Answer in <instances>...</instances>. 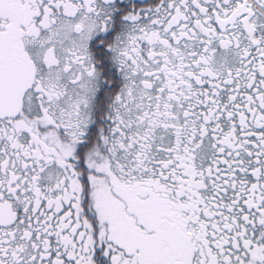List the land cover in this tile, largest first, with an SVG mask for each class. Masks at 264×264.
<instances>
[{"label":"snow or ice","instance_id":"snow-or-ice-1","mask_svg":"<svg viewBox=\"0 0 264 264\" xmlns=\"http://www.w3.org/2000/svg\"><path fill=\"white\" fill-rule=\"evenodd\" d=\"M0 264H264V0H0Z\"/></svg>","mask_w":264,"mask_h":264}]
</instances>
